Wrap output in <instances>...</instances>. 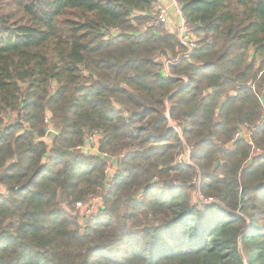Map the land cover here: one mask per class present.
I'll return each mask as SVG.
<instances>
[{"label":"trees","instance_id":"trees-1","mask_svg":"<svg viewBox=\"0 0 264 264\" xmlns=\"http://www.w3.org/2000/svg\"><path fill=\"white\" fill-rule=\"evenodd\" d=\"M178 1L166 67L157 0H0V264H264V0Z\"/></svg>","mask_w":264,"mask_h":264},{"label":"built area","instance_id":"built-area-1","mask_svg":"<svg viewBox=\"0 0 264 264\" xmlns=\"http://www.w3.org/2000/svg\"><path fill=\"white\" fill-rule=\"evenodd\" d=\"M168 2H169V6L160 5V4L157 5L156 12H155V18H154V25L170 24V26L172 27V32L176 35L178 42L183 49V53L175 61H170V60L166 61V67L169 64H175L181 59H189L192 52L198 46L197 38L189 27V24L181 9V5L179 1L178 0H168ZM166 71H168L167 68H166ZM174 129L179 132L176 126H174ZM97 136L98 135L96 133L91 134V137L86 139L87 140L86 143L88 142V140H92V138L96 139ZM237 138H238V135L234 137V139H237ZM191 149H192L191 147L186 146L185 150L178 153V155L176 156L175 163L180 164V165L192 164L191 159H190ZM102 156L105 158L108 157L106 154H102ZM199 181H200V177L198 176L193 179V183L199 184ZM205 200H211V199H205ZM100 201L102 202L101 198H100Z\"/></svg>","mask_w":264,"mask_h":264},{"label":"rangeland","instance_id":"rangeland-1","mask_svg":"<svg viewBox=\"0 0 264 264\" xmlns=\"http://www.w3.org/2000/svg\"><path fill=\"white\" fill-rule=\"evenodd\" d=\"M164 27H165V25H164ZM139 29H142V27L140 26ZM116 32L117 31H115V30H111V33H116ZM196 38H197V36H196ZM51 134H52V130H51V126H50L48 129L47 136L45 138L47 141H49L51 139ZM242 134H244L245 136L248 135V131L245 127L242 128ZM89 137H91V135L88 136L87 139ZM94 141H95V138H92V140H88L89 146L95 145L96 142H94ZM116 162H117L116 158H113V157L108 158L107 157L106 173L108 175H111L114 172ZM192 196H193V200L195 202H198V201H200V203L207 202L205 199H201L195 193H193ZM100 205H102V202L100 201V196H93L91 198H87L85 201L76 202L71 213H72V215L77 217L78 222L80 223L81 227H83L84 226L83 223H85V221L87 219H89L90 217H92L98 213ZM198 206L201 207L200 204Z\"/></svg>","mask_w":264,"mask_h":264},{"label":"crops","instance_id":"crops-1","mask_svg":"<svg viewBox=\"0 0 264 264\" xmlns=\"http://www.w3.org/2000/svg\"><path fill=\"white\" fill-rule=\"evenodd\" d=\"M157 4L159 5H166V6H169V2L168 0H157ZM167 29H171V26L170 24H167ZM98 140H99V136L96 137L95 141L96 144L95 145H92V146H89L88 142L86 143L85 142V145L81 148V150L84 152V153H89V154H98V150H97V144H98ZM5 192V187L3 185H0V193H4Z\"/></svg>","mask_w":264,"mask_h":264}]
</instances>
